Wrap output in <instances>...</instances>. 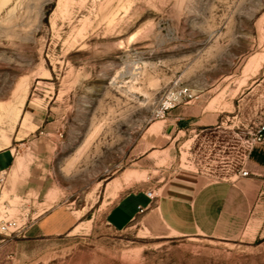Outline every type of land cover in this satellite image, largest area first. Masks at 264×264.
I'll list each match as a JSON object with an SVG mask.
<instances>
[{"label":"rangeland","instance_id":"1","mask_svg":"<svg viewBox=\"0 0 264 264\" xmlns=\"http://www.w3.org/2000/svg\"><path fill=\"white\" fill-rule=\"evenodd\" d=\"M262 127L264 0H0V264H264V145L214 238L106 220Z\"/></svg>","mask_w":264,"mask_h":264},{"label":"crops","instance_id":"2","mask_svg":"<svg viewBox=\"0 0 264 264\" xmlns=\"http://www.w3.org/2000/svg\"><path fill=\"white\" fill-rule=\"evenodd\" d=\"M223 152V160L207 170L211 171L210 174L181 171L164 186L163 194H155L153 201L145 194L122 198L108 213L107 224L120 232L137 216L150 211L149 215H157L166 230L176 238H214L216 233L226 229L223 225L235 215L236 185L248 182L253 174V151L246 153L243 150L239 158L234 148L229 147ZM242 165L249 173L246 178L237 176ZM141 209L143 213H140Z\"/></svg>","mask_w":264,"mask_h":264},{"label":"built area","instance_id":"3","mask_svg":"<svg viewBox=\"0 0 264 264\" xmlns=\"http://www.w3.org/2000/svg\"><path fill=\"white\" fill-rule=\"evenodd\" d=\"M184 95L187 94V91H184L183 93ZM170 102V101H168ZM168 103H165L163 105V112H167L169 110L170 107H168ZM171 108H174V106H172ZM257 145H264V127H262L259 131H258V134L255 136V138L251 139V140H247L246 141V146H245V151L246 153H250L254 150V148L257 146ZM237 176L238 177H242V178H246L249 176V173L247 171L244 170V165H242L238 171H237ZM145 196L153 201L155 198H156V195L155 193H152V192H148V193H145ZM144 210H140V213H143ZM8 228L3 226L1 228L2 231H5L7 230Z\"/></svg>","mask_w":264,"mask_h":264}]
</instances>
